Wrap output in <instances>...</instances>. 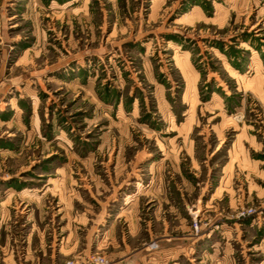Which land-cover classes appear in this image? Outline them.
Returning a JSON list of instances; mask_svg holds the SVG:
<instances>
[{"label": "rangeland", "instance_id": "374dc122", "mask_svg": "<svg viewBox=\"0 0 264 264\" xmlns=\"http://www.w3.org/2000/svg\"><path fill=\"white\" fill-rule=\"evenodd\" d=\"M0 192V264H264V0H0Z\"/></svg>", "mask_w": 264, "mask_h": 264}, {"label": "crops", "instance_id": "0c3cea01", "mask_svg": "<svg viewBox=\"0 0 264 264\" xmlns=\"http://www.w3.org/2000/svg\"><path fill=\"white\" fill-rule=\"evenodd\" d=\"M9 189V188H8ZM7 189V190H8ZM7 190H5V191H7ZM28 189H26V190H23V191H20V192H24V191H27ZM4 193L5 192H0V223H1V221H2V215H5V213H7V210H8V208H7V205L8 204H6V205H4L3 203H5L6 201V199H2L1 197L2 196H4ZM19 194V193H18ZM25 195H27V193L25 194ZM9 201V200H8ZM26 205L27 204H24L23 205V208H20V210H19V212H21V213H23V214H26L27 215V212H28V208H26L25 209V207H26ZM1 225V224H0ZM33 227L31 228V231H33ZM39 233V232H38ZM31 234H32V232H26V235H25V240H26V244H25V246H26V253H28V248H31L30 247V243H31ZM43 237H42V235L39 237V240H38V245H40V246H42L43 244Z\"/></svg>", "mask_w": 264, "mask_h": 264}, {"label": "built area", "instance_id": "2783aa9c", "mask_svg": "<svg viewBox=\"0 0 264 264\" xmlns=\"http://www.w3.org/2000/svg\"><path fill=\"white\" fill-rule=\"evenodd\" d=\"M89 261H94L95 263L104 264L105 260L99 256V255H92L90 258H88ZM66 264H77L76 262H68Z\"/></svg>", "mask_w": 264, "mask_h": 264}]
</instances>
